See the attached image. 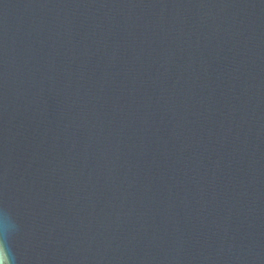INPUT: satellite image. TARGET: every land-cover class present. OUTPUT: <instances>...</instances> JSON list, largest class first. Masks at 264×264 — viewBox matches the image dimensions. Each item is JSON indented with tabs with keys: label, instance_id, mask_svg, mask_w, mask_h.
Listing matches in <instances>:
<instances>
[{
	"label": "water",
	"instance_id": "95a60500",
	"mask_svg": "<svg viewBox=\"0 0 264 264\" xmlns=\"http://www.w3.org/2000/svg\"><path fill=\"white\" fill-rule=\"evenodd\" d=\"M0 242L264 264V0H0Z\"/></svg>",
	"mask_w": 264,
	"mask_h": 264
},
{
	"label": "clouds",
	"instance_id": "9594fccd",
	"mask_svg": "<svg viewBox=\"0 0 264 264\" xmlns=\"http://www.w3.org/2000/svg\"><path fill=\"white\" fill-rule=\"evenodd\" d=\"M9 228V216L7 213H5L3 216V231L7 232ZM6 259L9 260L7 249L5 248L3 242H0V264H5Z\"/></svg>",
	"mask_w": 264,
	"mask_h": 264
}]
</instances>
